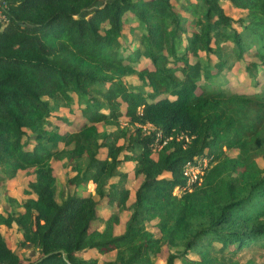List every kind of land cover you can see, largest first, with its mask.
Listing matches in <instances>:
<instances>
[{"label": "trees", "instance_id": "obj_1", "mask_svg": "<svg viewBox=\"0 0 264 264\" xmlns=\"http://www.w3.org/2000/svg\"><path fill=\"white\" fill-rule=\"evenodd\" d=\"M12 1L0 22V188L19 171L34 181L24 200L4 191L0 264H155L164 249L165 264H225L264 250V0ZM225 5L245 15L234 20ZM235 62L255 92L230 90L222 73ZM73 106L87 123L60 134L50 120L69 126L57 113ZM195 157L215 164L184 191ZM52 160L71 173L60 204ZM127 162L140 180L128 207ZM89 183L128 211L123 234H113L117 211L97 216ZM28 247L24 262L17 251Z\"/></svg>", "mask_w": 264, "mask_h": 264}, {"label": "rangeland", "instance_id": "obj_2", "mask_svg": "<svg viewBox=\"0 0 264 264\" xmlns=\"http://www.w3.org/2000/svg\"><path fill=\"white\" fill-rule=\"evenodd\" d=\"M224 8L227 10V13L234 20H237L239 18V16L245 15V12L236 10L234 8H230L228 5H225ZM125 18L127 19V22L130 26L134 25L135 22H134V19L132 17H130L129 15H126ZM227 45L230 46L231 44L228 42ZM199 55L201 56V58L204 59L202 53H200ZM245 59H246V62H257L256 59H253V58L246 57ZM209 62L211 65H213L216 62V59L214 57H211ZM140 63H141L140 68H142V67L151 68L149 62L144 58L140 59ZM245 64L246 63L235 62L234 66L230 72L223 71V73H222V74H224V77L228 81V85H229L230 90H232L235 93L251 94V93L256 91L252 86V81L247 76V73L245 71ZM71 110H72V112L70 113L71 115H69L67 113L66 109H61L57 113V116H61V114H63V113L67 114L69 121L71 123L69 126L59 123L58 124L59 125L58 132L60 134H63L65 132L78 131L79 128L81 127V125L86 124V120L82 117L81 113L79 112V110L75 106H73L71 108ZM50 121L52 123H56L54 120H50ZM126 121H127L126 119L121 118L120 125L123 126L126 123ZM99 129L115 131L116 126H108L107 127L105 125H100ZM59 148L60 149L62 148L61 144L59 145ZM236 154H237L236 150H230L227 152V155H229L231 157H234ZM101 158H103V156H101ZM132 164L133 163H129V165H127L125 168V170L127 171V174L130 175V179H129L128 183H129V187H131V189L134 188L137 184L139 185V182H140V180L136 179L134 176ZM51 166L53 167V171H54L56 178L59 179L60 182L64 183V184H62L59 182V184L56 186V188H57L56 201L58 202V204H60L66 199L67 193L71 194L73 192V189L71 186L66 184V180L68 178V176L66 177V169L63 168L59 162L54 161V160L51 161ZM33 181H34V176L32 173H30V172L27 173L25 171H19L15 178H13L12 180L8 181L5 184V187L0 188V212L3 209H6V208L9 209V206L7 205V203H5V198H6V196H5L6 194H4L5 190H7L9 192L10 196L12 198H14V200H17V199L24 200L25 199V191L29 190L28 185L30 183H32ZM126 183H127V181H126ZM88 185L86 186V188H87V191H90L91 189L88 190ZM97 201H99V200H97ZM104 209H105V206H103V203H101V205L98 207V211L99 212L100 211L105 212L104 214L108 215V217H110L113 212L117 211V208H115V207L108 208V212L104 211ZM12 210L15 211V208H12ZM117 212L119 213V215H118L119 220L122 223L125 221V219H126V221L128 220L129 214L127 213L128 212L127 210L122 211V212H119V211H117ZM3 233L6 237V241H7L8 246L9 247L13 246L15 243L14 232H12V230H6V231H3ZM17 254H19L21 256V258L23 259L24 262H28V261H30V259H32L31 257L34 254V250L32 249V247H28L27 249L25 248L23 251L18 250ZM91 256L92 255H89L86 253L83 254V257L86 259L91 257ZM115 257H116V255H114V254L113 255H106L105 257H101V261H105V262L114 261ZM165 257H166V249H164L163 258L157 260L155 262V264H165V262H164ZM220 259L225 264H235V263L247 264L248 262H253V264H264V250L258 249V248L244 249L235 255L226 256L224 258L221 257Z\"/></svg>", "mask_w": 264, "mask_h": 264}, {"label": "built area", "instance_id": "obj_3", "mask_svg": "<svg viewBox=\"0 0 264 264\" xmlns=\"http://www.w3.org/2000/svg\"><path fill=\"white\" fill-rule=\"evenodd\" d=\"M12 0H0V22H8L7 12L10 9ZM215 164L213 157H195L193 160L185 163L182 169V176L185 180L184 191H192L196 185H199L203 176ZM180 190L177 195L184 192Z\"/></svg>", "mask_w": 264, "mask_h": 264}, {"label": "crops", "instance_id": "obj_4", "mask_svg": "<svg viewBox=\"0 0 264 264\" xmlns=\"http://www.w3.org/2000/svg\"><path fill=\"white\" fill-rule=\"evenodd\" d=\"M76 107V106H75ZM77 108V107H76ZM66 111H67V113L69 114V115H71L70 113L72 112V110H67L66 109ZM62 116H65L68 120H69V118H68V115L67 114H61ZM51 120H54L55 121V119H51ZM70 122V121H69ZM87 123V122H86ZM54 124H56L57 126H58V128H59V123L58 122H56V123H54ZM84 125V124H83ZM100 125H105V124H103V123H99V124H96L95 125V127L97 128V131L98 132H100V133H103V132H109V133H114L115 131H116V129H115V131H111V130H103V129H99V126ZM82 126V125H81ZM105 126H107V125H105ZM108 127V126H107ZM73 132H76V131H73ZM123 142L120 140L119 142H118V144L119 145H121ZM129 163H131V162H127V163H125L124 164V166H123V168L121 169V171L122 172H124L126 175H127V183H126V186H125V188L129 191V198H128V201H127V203H126V207H128L129 205H131L132 203H133V201H134V191H135V189L137 188V185L134 187V188H132L131 189V187H129V179H130V175H128L127 174V171L125 170V168H126V166L127 165H129ZM50 164H51V162H50ZM133 164H132V168H133ZM52 167V166H51ZM53 168V167H52ZM129 170V169H128ZM69 172V170L68 169H66V177L67 176H69L70 175V172ZM55 175V174H54ZM117 180H118V178L117 177H114V178H112V179H110V181H109V183L110 184H115L116 182H117ZM58 181H59V179H58ZM60 182V181H59ZM60 183H62V184H64L63 182H60ZM73 189V188H72ZM89 189H91L90 191H88V192H92L91 194H93L94 195V191H93V186L91 185V184H89L88 185V190ZM81 190V189H80ZM85 190H87V188L85 189ZM92 195V196H93ZM93 200L94 201H97L98 200V198L94 195L93 197ZM100 201V202H99ZM98 202V204H97V207H96V212H97V216L99 217V218H101V219H103V220H107L109 217H108V215H106V214H104L105 212H103V211H98V207L101 205V203H103V206H105V209H104V211H107L108 212V205H107V201H106V199L104 198V199H102V200H99ZM128 213V212H127ZM129 214V213H128ZM125 223H126V219H125V221L122 223L120 220H119V224L118 225H115L114 226V229H113V233H114V235L115 236H119V235H121V234H123V232H124V229H125ZM115 255V253L114 252H112V253H109V254H106V255ZM89 255H92L93 256V254H89ZM106 255H104L103 257H105Z\"/></svg>", "mask_w": 264, "mask_h": 264}, {"label": "water", "instance_id": "obj_5", "mask_svg": "<svg viewBox=\"0 0 264 264\" xmlns=\"http://www.w3.org/2000/svg\"><path fill=\"white\" fill-rule=\"evenodd\" d=\"M60 254H64L63 251H60Z\"/></svg>", "mask_w": 264, "mask_h": 264}]
</instances>
